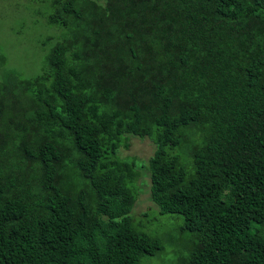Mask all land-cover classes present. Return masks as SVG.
<instances>
[{"label":"trees","instance_id":"16d2710c","mask_svg":"<svg viewBox=\"0 0 264 264\" xmlns=\"http://www.w3.org/2000/svg\"><path fill=\"white\" fill-rule=\"evenodd\" d=\"M37 1L59 30L44 67L0 51V264L160 252L129 214V135L153 144L158 215L180 216L174 264H264V0Z\"/></svg>","mask_w":264,"mask_h":264},{"label":"rangeland","instance_id":"374dc122","mask_svg":"<svg viewBox=\"0 0 264 264\" xmlns=\"http://www.w3.org/2000/svg\"><path fill=\"white\" fill-rule=\"evenodd\" d=\"M24 0H0V51L7 59V66L23 77L38 73L45 65V54L53 42L47 41L49 35H56L59 30L45 23L48 7L33 0L22 4V8L13 6ZM128 135H125L127 137ZM128 146L120 148L119 154L124 159L134 158L135 167L140 176L137 179L138 193L130 215L140 220V225L162 240V250L154 255L143 256L139 264H174V253H179L182 246V234L174 229L180 216L174 214L158 215L156 206L149 198V179L146 162L153 151V144L147 137L129 135ZM119 155V156H120ZM149 214H152L151 216ZM149 215V222L145 220ZM143 220V221H142ZM153 228V229H152Z\"/></svg>","mask_w":264,"mask_h":264}]
</instances>
